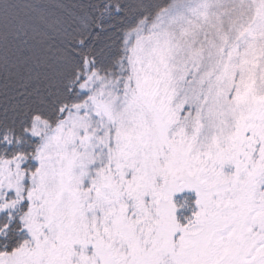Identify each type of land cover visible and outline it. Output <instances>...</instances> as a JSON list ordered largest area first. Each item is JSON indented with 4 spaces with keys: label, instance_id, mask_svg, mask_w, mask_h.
I'll return each instance as SVG.
<instances>
[{
    "label": "snow or ice",
    "instance_id": "snow-or-ice-1",
    "mask_svg": "<svg viewBox=\"0 0 264 264\" xmlns=\"http://www.w3.org/2000/svg\"><path fill=\"white\" fill-rule=\"evenodd\" d=\"M0 264H264V0H0Z\"/></svg>",
    "mask_w": 264,
    "mask_h": 264
}]
</instances>
